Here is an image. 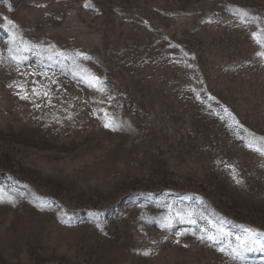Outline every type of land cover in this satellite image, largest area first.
<instances>
[{
	"label": "rangeland",
	"instance_id": "rangeland-1",
	"mask_svg": "<svg viewBox=\"0 0 264 264\" xmlns=\"http://www.w3.org/2000/svg\"><path fill=\"white\" fill-rule=\"evenodd\" d=\"M252 17L264 25V0H0V189L15 198L0 202V264H264L234 238L198 239L209 221L264 239ZM101 109L127 126L105 128Z\"/></svg>",
	"mask_w": 264,
	"mask_h": 264
},
{
	"label": "snow or ice",
	"instance_id": "snow-or-ice-1",
	"mask_svg": "<svg viewBox=\"0 0 264 264\" xmlns=\"http://www.w3.org/2000/svg\"><path fill=\"white\" fill-rule=\"evenodd\" d=\"M238 14L242 20H244L245 17L249 16V13L245 10L242 9H237L236 13ZM259 20L258 17H252L251 18V22L252 23H257V21ZM10 24H12V21H9ZM252 39L253 41L259 46V51H257L256 55L264 58V25L257 23V30L251 33ZM11 42H15V35H12L10 37ZM21 42L23 43L24 47H23V51L24 52H30L33 51L34 49H37L39 46L36 44H32L28 41H24L23 38H21ZM17 51H20L21 49H16ZM9 51L11 52L12 49L10 48ZM54 56H60V57H64V58H68L66 56V54L64 52H55L54 55H49L47 57L48 60H52L54 58ZM76 57H82L85 60H89L91 59V57H89L86 53L83 52H79L77 51L75 53ZM13 60H17L19 62H22L24 60H27L28 57L27 56H12L11 57ZM189 67H191V65H189ZM82 71H86L83 70ZM31 75H37V73H31ZM40 75H45L47 76V73H41ZM51 81V83H56V81L54 79H52L51 77H48ZM81 79L86 82L88 84L89 87L93 88L94 90L100 92V93H106L107 89H106V85L104 83V80L99 77L96 76L93 73H88L87 75L81 77ZM33 85H36L37 82L33 81L32 82ZM18 88L21 89V91L24 93L21 96V99H31L32 96L34 97H40V96H44L46 98H48V102L51 103V97L49 96V91H45L43 90L45 86L41 85L39 88L37 87H32L31 89V96L29 95L28 90L25 88V86L23 84H17L16 85ZM9 87H12V85H9ZM111 98V97H110ZM37 107H39V105H36ZM100 111H102L104 113V127L105 128H109L112 131H116V130H121L123 127L127 126L126 124H121L119 122H117L116 118L114 116L109 115V113L104 110L101 109ZM130 127V126H129ZM246 131V130H245ZM246 146L253 151H256L258 153H260L261 155H264V137H256L254 134L251 135L250 140L247 142ZM239 183V181H237ZM5 198H7V201L10 203H15V198L14 196H12L10 193H6L4 189H0V202H4ZM188 215H192V213H188ZM176 217L182 218V213L177 211L175 213ZM203 219H206L205 217H201ZM67 222V221H65ZM191 223H196L195 220L190 221ZM171 223V218L169 217H165L164 218V223L162 224V226H169ZM209 224L211 225V229H201V231L203 233H205L204 235H200L198 236V239H200L201 241L207 239L210 242L215 243L217 240L222 239V238H229L232 239L234 238L236 241V245L235 247L232 249V253L235 254V256H241V251L242 252H247V251H251L253 250V247H257L261 250H264V239L262 240H257L256 239V234L254 232H252V230L250 229H243V235L240 234H235L229 231H226L223 226H217L211 223V221H209ZM98 228L101 229V231H103V227L102 224L98 223L96 225ZM183 234V233H181ZM195 235V233H193ZM221 252H224L225 249L223 247H221L219 249ZM144 255H150V252H145Z\"/></svg>",
	"mask_w": 264,
	"mask_h": 264
}]
</instances>
